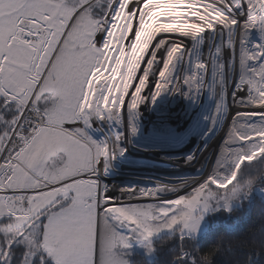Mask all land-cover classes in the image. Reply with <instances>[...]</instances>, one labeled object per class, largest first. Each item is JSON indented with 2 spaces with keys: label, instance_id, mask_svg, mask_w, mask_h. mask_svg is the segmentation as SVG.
Segmentation results:
<instances>
[{
  "label": "snow or ice",
  "instance_id": "1",
  "mask_svg": "<svg viewBox=\"0 0 264 264\" xmlns=\"http://www.w3.org/2000/svg\"><path fill=\"white\" fill-rule=\"evenodd\" d=\"M218 30L227 38L204 59V34ZM161 34L193 46L166 50L153 104L168 91L191 98L208 89L219 94L218 123L231 107L228 69L238 66V110L205 179L175 199L124 203L99 183L124 156V134L97 142L88 129L96 121L117 127L127 107L130 135L139 133L156 53L168 43L157 41ZM181 60L190 70L177 78ZM184 187L147 189L144 198ZM253 192L264 200V0H0V264H133V247L151 258L165 232L161 246L179 240L170 264H214L227 241L200 252L205 215L232 212Z\"/></svg>",
  "mask_w": 264,
  "mask_h": 264
},
{
  "label": "rangeland",
  "instance_id": "2",
  "mask_svg": "<svg viewBox=\"0 0 264 264\" xmlns=\"http://www.w3.org/2000/svg\"><path fill=\"white\" fill-rule=\"evenodd\" d=\"M230 2L234 3L235 0H230ZM225 11L227 12L228 9L225 8ZM233 11L237 12L239 10L234 8ZM241 18L242 20L244 19V17ZM220 32L222 37L224 36L223 38L226 39L227 37L222 34V30ZM260 39L258 32L251 34V43H257ZM222 57L227 60L224 62L226 65L230 64L233 59L232 53H223ZM164 60L165 56L159 57L157 65L161 66ZM153 71V77L151 76L152 78L144 92L148 99L138 109L137 123L140 130L135 137L130 135L129 125L133 113L127 107L125 108L122 121L117 127H114L111 122L96 121L88 129V134L97 142L110 139L117 130L124 134L122 143V146L126 149L124 156H117L112 162L111 169L99 177L100 185L107 189L106 194L112 199L124 203L160 202L175 199L177 195L186 194L194 183L205 179L218 158L220 147L223 144V137L226 135L225 125L230 124V118L238 110V106L232 105L231 101V94L235 87L234 78L235 80L238 78L237 66L235 72L231 68L228 69V85L225 89V94L231 107H229L226 115L218 123H214L219 104L218 93L215 94V98L212 97L214 100L212 102L213 108L209 114L206 115L204 111L209 110L208 106L211 105V98L205 99L198 113L195 112H197L199 105L193 110L195 115L185 118L183 114L186 100L183 91L174 92L169 101L161 104L162 106L159 105L158 110L161 114L157 115L155 119L150 115L153 113L152 108L158 106L161 96L156 100L155 104L152 103L151 96L154 92L153 84L156 81L155 73L157 69L154 68ZM208 93L209 90L207 89L206 94ZM182 122L184 125H182ZM189 134H191L190 138ZM172 137L173 139H171ZM170 140H173L175 144L169 145ZM145 147L149 148V151L145 150ZM189 156L194 157V159L189 161ZM180 184L185 187L179 192H162L158 194L155 200L144 198V192L147 189H153L158 186L173 187ZM128 189H134L135 191H126ZM256 195L261 197L258 192ZM129 197H133V199L129 200ZM135 197H141V199H135ZM102 208L103 205H101ZM211 213L212 211L205 215L200 235L205 232L208 224L207 217ZM166 234L167 232L162 233L161 237ZM161 237L157 238V240ZM132 252L134 253L132 256L133 264H136L134 259L136 254H145L138 246H134Z\"/></svg>",
  "mask_w": 264,
  "mask_h": 264
},
{
  "label": "trees",
  "instance_id": "3",
  "mask_svg": "<svg viewBox=\"0 0 264 264\" xmlns=\"http://www.w3.org/2000/svg\"><path fill=\"white\" fill-rule=\"evenodd\" d=\"M256 194L253 192L249 200L232 212L220 209L207 217L206 230L194 243L203 254L215 248L222 237L226 238L227 242L214 257V264H264V200ZM168 235L157 240L158 251L153 258L138 253L134 256L135 263L170 264L172 249L179 244V240L176 238L161 246L160 240Z\"/></svg>",
  "mask_w": 264,
  "mask_h": 264
},
{
  "label": "water",
  "instance_id": "4",
  "mask_svg": "<svg viewBox=\"0 0 264 264\" xmlns=\"http://www.w3.org/2000/svg\"><path fill=\"white\" fill-rule=\"evenodd\" d=\"M163 35V34H161ZM165 35H168V34H165ZM173 36V39H174V42H172L173 44L174 43H180L182 42L185 46L186 49H191L192 46H193V41L189 38H185V37H180L178 35H175V34H170ZM172 38V37H171ZM157 41H161L162 39L160 37H157ZM216 45L215 47H211L210 45ZM221 46V35L220 33L217 34V35H209L208 33H205L204 34V39L202 41V45H201V50H202V54H203V58L205 59V55L211 51H214L215 48ZM160 65H157L155 69H159ZM190 70V65L188 63L187 60H181L177 66V69H176V77L177 78H181L183 77L184 75H186L188 73V71ZM154 72V71H153ZM153 77V76H152ZM151 77V78H152ZM230 77V76H229ZM234 81H235V78H234ZM153 84V83H152ZM206 91L207 89H205L203 92L200 93L199 96H193L191 98H189L184 92H183V95H184V98L186 100V107H185V112H184V117L185 118H188V117H191L192 113H193V109L192 107L194 106V104H199V107H198V110H197V113L201 110V107H202V104L203 102L205 101V99H208V98H211V105L208 106L209 110H205V114H209L213 108V105H212V102L214 101L212 97L215 98V94L217 93H214L212 91H209L208 94H206ZM174 94V92L172 91H168V92H165L161 95V99H159L160 101L158 106L157 107H154L152 108L153 109V113L152 115H150L151 117H154L155 119L157 118V115H160L161 113H159V105L161 104H164L166 103L167 101H169V98H172V95ZM157 102V103H158ZM152 106V105H151ZM162 106V105H161ZM153 107V106H152ZM158 110V111H157ZM156 111V112H155ZM155 112V113H154ZM159 113V114H158ZM183 117V116H182ZM184 118V119H185ZM183 121V120H182ZM185 123V121H184ZM184 123L182 122V125H184ZM159 134V133H158ZM192 134V133H191ZM191 134H189V138L191 136ZM171 137V136H170ZM173 139V137L171 138ZM170 144L169 145H174V141L173 140H170ZM149 147V146H148ZM149 148H146L145 147V150L149 151L148 150ZM123 193V192H122Z\"/></svg>",
  "mask_w": 264,
  "mask_h": 264
},
{
  "label": "bare ground",
  "instance_id": "5",
  "mask_svg": "<svg viewBox=\"0 0 264 264\" xmlns=\"http://www.w3.org/2000/svg\"><path fill=\"white\" fill-rule=\"evenodd\" d=\"M237 15H239V11H237ZM240 19L242 20V18L240 17ZM206 33H208L209 35H217V34H219L220 33V35H221V32H220V30H218L217 32H215V33H213V32H206ZM162 40H167V44H165V46L163 47V48H160L159 49V51L156 53V55L158 56V57H162V56H165L164 54H166V50L173 44L172 42H174V39H173V36L172 35H170V34H168V35H165V34H163V35H161V36H159ZM172 37V38H171ZM221 37H222V35H221ZM224 37V36H223ZM221 38V45L224 43V41L226 40V39H224V38ZM158 40V39H157ZM210 46H212V48L213 47H215L216 45H214V44H212V45H210ZM165 49V50H164ZM211 52H213V51H211ZM211 52H209V53H207L206 55H205V59H207L208 58V55L211 53ZM223 53H231V51L227 48V47H224V50H223ZM222 60H223V62H225V61H227V60H225V58H223L222 57ZM143 68V67H142ZM178 93V92H177ZM197 105H199V104H194V106L192 107V109L194 110L195 108H196V106ZM236 106V105H235ZM238 108V107H237ZM198 110V109H197ZM195 113H197V112H195ZM193 115H195V114H193L192 113V116ZM191 116V117H192Z\"/></svg>",
  "mask_w": 264,
  "mask_h": 264
}]
</instances>
